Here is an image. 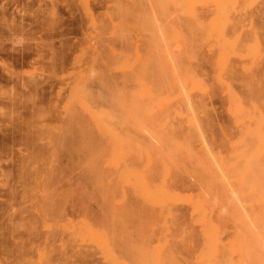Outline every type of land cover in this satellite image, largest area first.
I'll return each instance as SVG.
<instances>
[{
    "label": "rangeland",
    "instance_id": "rangeland-1",
    "mask_svg": "<svg viewBox=\"0 0 264 264\" xmlns=\"http://www.w3.org/2000/svg\"><path fill=\"white\" fill-rule=\"evenodd\" d=\"M121 1L0 0V264H134L131 251L141 249L154 255L156 248L158 264H171V256L179 264H196L204 237L192 204L200 199L208 208L211 223L218 224L227 257L232 261L237 260V255L238 260L245 257L243 233L247 223L256 229L252 218L256 204L254 199V204L249 200L252 193L238 185L228 164L241 163L239 154L246 146L245 130L251 124L247 117H252L257 108L264 109L258 101L260 89L264 88V0H236L235 5L223 9L217 18L218 34L211 37L215 32L209 28L208 34L213 33L199 46L188 43L186 31L178 29L182 26L175 23L180 20L178 15L183 14L177 13L179 5L169 1L170 5H161L160 0ZM190 1L196 7L200 2ZM159 7L161 11L165 9L164 13ZM180 30L184 31L183 37ZM171 32H176L175 36ZM222 62L226 67L221 70ZM229 92L241 101L243 112L238 117ZM119 93L123 95L120 97ZM86 105L96 115L99 113L101 122L104 121L101 126L100 119L94 122ZM144 109L146 116L142 115ZM70 110L79 112L88 122L91 120L90 141L95 147L87 157L76 149L77 133L70 128L69 132L63 131L69 124ZM185 149L199 157L206 155L208 160L207 155H212L214 162L207 160L208 165H202L201 181L194 177V155L185 154ZM182 163L186 172L180 170L181 176L176 178L169 169ZM215 164L220 171L214 168ZM89 165H97L98 174ZM216 174L223 177L215 178ZM122 202L135 208L131 220L121 217L118 207ZM245 210L249 213L243 214ZM238 217L242 223L240 230ZM103 233L107 239L100 236ZM188 234L193 239L182 245ZM119 239L125 240V246L128 244V252ZM236 241L241 244L236 245ZM229 243L235 247L229 249Z\"/></svg>",
    "mask_w": 264,
    "mask_h": 264
},
{
    "label": "bare ground",
    "instance_id": "bare-ground-1",
    "mask_svg": "<svg viewBox=\"0 0 264 264\" xmlns=\"http://www.w3.org/2000/svg\"><path fill=\"white\" fill-rule=\"evenodd\" d=\"M121 1V0H120ZM128 1V0H127ZM131 1V0H130ZM146 1V0H145ZM148 1V0H147ZM155 1V0H154ZM156 1H159V0H156ZM167 1H169L170 3H172V4H176V5H179L178 6V8H180L178 11H177V13L179 14V12L182 14L181 16H179L178 15V17H179V19L180 20H175V23H176V25H179V26H182V27H180V28H178V29H181V28H183L185 31H186V41H188V43H190V44H193V45H195V46H199L200 45V43L204 40V38L205 37H207L208 35L210 36L211 35V33H213V31L215 32V33H213L212 35H211V37L213 36V37H215L217 34H218V23H219V21L217 20V18L219 17L218 16V14L223 10V9H225L226 10V7H230V5L232 6V4H234L235 2H237L236 0H199L200 2H198L197 1V7L196 6H194L193 4H192V2L190 1V0H160L159 2H161V5H165L166 3H168L169 4V2H167ZM202 1V2H201ZM123 1H121V3H122ZM126 2V1H125ZM164 2H166V3H164ZM245 2V1H244ZM244 2H243V4H244ZM114 3H116L115 1H114ZM117 3H119V2H117ZM132 3V2H131ZM134 3H136V2H134ZM138 3V2H137ZM136 3V4H137ZM157 3V2H156ZM202 3V4H201ZM125 5H126V3H124ZM139 4V3H138ZM141 4V3H140ZM201 4V5H200ZM206 4V5H205ZM246 4H247V2H246ZM120 5V4H119ZM150 5V4H149ZM170 5V4H169ZM200 5V6H199ZM203 5H205V6H207L208 5V7H203ZM235 5V4H234ZM114 6H115V4H114ZM118 6V5H117ZM121 6H123V4L121 5ZM128 6V5H127ZM126 6V7H127ZM130 7H131V5H129ZM142 6V5H141ZM168 6V5H167ZM244 6V5H243ZM124 7V6H123ZM135 7V6H134ZM143 7V6H142ZM151 7V6H150ZM166 7V6H165ZM171 8H172V5L170 6ZM118 8H119V6H118ZM152 8V7H151ZM156 8V7H155ZM154 8V9H155ZM162 8H164V7H162ZM123 9V8H122ZM121 9V10H122ZM128 9V8H127ZM131 9H133V6H132V8ZM153 9V10H154ZM161 9V7H159V10ZM170 9V8H169ZM173 9H174V12H175V8L173 7ZM172 9V10H173ZM125 10V9H124ZM129 10V9H128ZM135 10V9H134ZM158 10V11H159ZM163 10H165V9H163ZM163 10L161 11V12H163ZM136 11V10H135ZM168 12H169V10H167ZM124 12V11H123ZM144 13H145V10L143 11ZM167 12V13H168ZM130 13V12H129ZM152 13V12H151ZM151 13H149L150 15H151ZM154 13H156V12H154ZM164 13V12H163ZM172 13V12H171ZM176 13V14H177ZM135 14V13H134ZM169 14H170V12H169ZM222 14V13H221ZM227 14V13H226ZM225 14V15H226ZM170 15H172V14H170ZM185 15V16H184ZM206 15H210L211 17H210V19L209 20H207V19H203V17L204 16H206ZM152 16V15H151ZM188 17V19H187V17ZM222 16V15H221ZM134 17V16H133ZM136 18V17H135ZM141 18V17H140ZM172 18H174L173 16H172ZM222 18V17H221ZM224 18H225V16H224ZM223 18V19H224ZM139 19V18H138ZM175 19V18H174ZM203 19V20H202ZM119 20V19H118ZM151 20V19H150ZM155 20V19H154ZM158 20V19H157ZM208 22H207V21ZM138 21V20H137ZM164 21V20H163ZM218 21V22H217ZM127 21H125V23H126ZM154 22V21H153ZM205 22L207 23V24H205ZM118 23V22H117ZM152 23V22H151ZM119 24V23H118ZM122 24V23H121ZM134 24V23H133ZM139 24V23H138ZM141 25L143 24V23H140ZM164 24H167V23H165L164 22ZM120 25V24H119ZM175 25V24H174ZM174 25H172V26H174ZM125 26V25H124ZM144 26V25H143ZM168 26H169V24H168ZM222 26V25H221ZM113 26H111V28H112ZM138 27V26H137ZM178 27V26H177ZM176 27V28H177ZM107 28V27H106ZM125 28V27H124ZM133 28V27H132ZM154 28V27H153ZM209 28H211L210 30H213L211 33H209L208 34V31H209ZM174 29H175V26H174ZM208 29V30H207ZM219 29H220V27H219ZM221 29H223L222 27H221ZM127 30V29H126ZM129 30V29H128ZM154 32H155V30H153ZM165 31V30H164ZM170 31V30H169ZM174 31H176V30H174ZM183 31V30H182ZM182 31L180 30L179 32H181L180 34H182ZM100 32V31H99ZM98 32V33H99ZM120 32V31H119ZM125 32V31H124ZM142 32V31H141ZM177 32V31H176ZM175 32V33H176ZM184 32V31H183ZM101 33H106L105 31L104 32H101ZM133 33H135V32H133ZM175 33H173V32H171V35H173L174 34V36H175ZM223 33V32H222ZM113 34V33H112ZM121 34V33H120ZM137 35H138V33H136ZM141 34V33H140ZM151 34H153V32H152V30H151ZM170 34V33H169ZM185 34V33H184ZM216 34V35H215ZM104 35V34H103ZM118 35V34H117ZM117 35H115V36H117ZM135 35V34H134ZM154 35V34H153ZM159 35V34H158ZM167 35V34H166ZM170 35V36H171ZM136 36V35H135ZM140 36V35H139ZM151 36V35H150ZM180 36H182L183 37V34L182 35H180ZM101 37H104V36H101ZM111 37V36H110ZM118 37V36H117ZM117 37H115V38H117ZM122 37V36H121ZM134 37V36H133ZM131 38V40L133 39V41L135 42V40H134V38ZM146 37V36H145ZM152 37V36H151ZM156 37V36H155ZM185 37V36H184ZM106 38V37H105ZM154 38V37H153ZM175 38V37H174ZM108 39H110V38H108ZM124 39V38H123ZM122 38H121V40H123ZM150 39V38H149ZM152 39V38H151ZM170 39H173V36H171V38ZM170 39H169V42H170ZM127 40V39H126ZM125 40V41H126ZM218 40V38H216V41ZM107 41V40H106ZM119 41V40H118ZM129 41H130V38H129ZM137 41H138V39H137ZM167 41H168V39H167ZM178 41V40H177ZM182 41V40H181ZM183 41H185V40H183ZM214 41V40H213ZM222 41V40H221ZM108 42H110V41H108ZM107 42V43H108ZM113 42H116V41H113ZM139 42V41H138ZM150 42V41H149ZM153 42V41H152ZM111 43V42H110ZM123 43V42H122ZM126 43V42H125ZM143 43V42H142ZM172 43H173V41H172ZM183 44H184V42H182ZM215 44L217 43V42H214ZM134 44V43H133ZM138 44V43H137ZM155 44V43H154ZM167 44H168V42H167ZM143 45V44H142ZM185 45V44H184ZM226 45V44H225ZM127 46H129V45H127ZM140 46V45H139ZM158 46V45H157ZM109 47V46H108ZM114 47V46H113ZM130 47V46H129ZM134 47V46H133ZM132 47V49H134ZM138 47V46H137ZM143 47H145V49L147 48L146 46H143ZM182 48H184L185 49V46L184 47H182ZM197 48V47H196ZM150 49V48H149ZM148 49V50H149ZM161 49V48H160ZM181 49V48H180ZM179 49V50H180ZM184 49H182V50H184ZM110 50H111V48H110ZM156 50V49H155ZM152 51V53L153 52H156V51ZM131 51V50H130ZM133 51V50H132ZM138 51H140V50H138ZM158 51V50H157ZM134 52V51H133ZM184 52V51H183ZM186 52V51H185ZM142 53H144V52H142ZM145 53H146V50H145ZM148 53V52H147ZM151 53V52H150ZM165 53V52H164ZM110 55V54H109ZM157 55H159V54H157ZM164 55V54H163ZM181 55V54H180ZM196 55V54H195ZM199 55V54H198ZM127 56V55H126ZM126 56H125V58H126ZM142 56V55H141ZM166 56H167V53H166ZM173 56V55H172ZM151 57H152V55H151ZM156 57V56H155ZM154 56H153V58H155ZM165 57V56H164ZM164 57L162 56L161 57V59L163 58L164 59ZM175 57V56H174ZM178 57V56H177ZM124 58V60H122V61H125L126 59ZM134 58H136V56H134ZM186 58L188 59V57L186 56ZM132 59H133V57H132ZM158 59V58H157ZM160 59V58H159ZM165 59H166V57H165ZM171 59H173V58H171ZM174 59H176V57L174 58ZM224 59V58H223ZM119 61V60H118ZM154 61V60H153ZM159 61V60H158ZM157 61V62H158ZM162 61H164V60H162ZM168 61V60H167ZM135 63V62H134ZM134 63H132V64H134ZM153 63H155L156 64V62H153ZM160 63H161V60H160ZM159 63V64H160ZM162 63H164V62H162ZM128 64H130V63H128ZM143 65H144V63H142ZM218 64H219V62H218ZM225 64V65H224ZM138 65V64H137ZM148 65V64H147ZM163 65V64H162ZM165 65H169V64H165ZM223 65V66H222ZM248 65V64H247ZM254 65V64H253ZM145 66V65H144ZM149 66H150V64H149ZM220 67L219 68H221V70L222 69H225V67H226V63L225 62H222L220 65H219ZM133 67H135V66H133ZM146 67V66H145ZM145 67H143V68H145ZM169 67V66H168ZM167 67V68H168ZM248 67H249V65H248ZM151 68V67H150ZM156 68H158V67H156ZM166 68V69H167ZM251 68V67H250ZM129 69H130V67H129ZM135 69H137V68H135ZM147 69V70H146ZM144 71L146 72V71H148V67L146 68ZM152 69V68H151ZM150 69V70H151ZM248 69V68H247ZM131 70V69H130ZM154 70V69H153ZM156 70V69H155ZM140 71V70H139ZM136 72V71H135ZM142 72H143V70H142ZM152 72V71H151ZM151 72H149V73H151ZM138 73H140V72H138ZM153 75V74H152ZM173 75V74H172ZM139 76H140V78H141V80L143 79L142 77H141V75L139 74ZM139 76L137 75V77L139 78ZM159 76V75H158ZM170 76H171V74H170ZM174 76V75H173ZM137 77H134V78H137ZM168 77H169V75H168ZM175 77V76H174ZM174 77H171V78H174ZM158 78V77H157ZM178 78V77H177ZM188 78V77H187ZM151 79V78H150ZM155 79H156V77H155ZM170 79V78H169ZM182 79V78H181ZM139 80V79H138ZM146 80V79H145ZM183 80V79H182ZM182 80H180L179 82H181ZM188 80V79H187ZM140 81V80H139ZM138 81V82H139ZM143 81V83H145V81H144V79L142 80ZM141 81V82H142ZM158 81V80H157ZM163 81H164V79H163ZM176 81V80H175ZM185 81V80H184ZM184 81H182L183 83H184ZM141 82H139L141 85H142V83ZM162 82V81H161ZM173 82V81H172ZM160 83V82H159ZM173 83H175V82H173ZM185 83H186V81H185ZM156 84V83H155ZM155 84H154V86H155ZM164 84V83H163ZM177 84V83H176ZM175 84V85H176ZM143 85H146V83L145 84H143ZM142 85V86H143ZM148 86H149V84H147ZM162 85V84H161ZM184 85V84H183ZM153 86V85H152ZM154 86H153V88H154ZM159 88V87H158ZM164 88V87H163ZM168 88V87H167ZM258 88V87H257ZM109 89V88H108ZM103 90H105V89H103ZM145 90V89H144ZM254 90V89H253ZM106 91H107V88H106ZM150 91V90H149ZM113 91H111L110 90V93H112ZM122 92V91H121ZM163 92V91H162ZM161 92V93H162ZM257 92H258V90H257ZM256 92V93H257ZM103 93H105V92H103ZM230 93V99H231V101H232V109L235 111V112H237L236 114H237V117H238V115H239V113L241 112V114H242V112H243V107L241 106V101H240V99H239V97H236L234 94H232L231 92H229ZM255 93V94H256ZM106 94V93H105ZM163 94V93H162ZM249 94H250V92H249ZM248 94V95H249ZM255 94H253L254 96H255ZM114 95V94H113ZM112 95V96H113ZM118 95H120V93L118 94ZM122 95H123V93H122ZM122 95H120V97L122 96ZM138 95V94H137ZM142 95H145V94H142ZM164 95V94H163ZM253 95H251V96H253ZM106 96V95H105ZM131 96H133V94L131 95ZM254 96H253V98H254ZM257 96V95H256ZM260 98L258 99V101L262 104V106H264V88H261L260 89V95H258ZM257 96V97H258ZM81 97V96H80ZM84 97V96H83ZM117 97V96H116ZM129 97V96H128ZM135 97V96H134ZM163 97V96H162ZM249 97V96H248ZM82 98V97H81ZM103 98V97H102ZM106 98V97H105ZM114 98V97H113ZM113 98H111L112 100H113ZM250 98V97H249ZM104 99V98H103ZM132 99L133 98H131V103H133L132 102ZM163 99H164V97H163ZM119 100V99H118ZM144 100H145V98H144ZM154 100H155V102L157 103V101H158V99L156 100V98H154ZM166 100H167V96H166ZM139 101V100H138ZM137 101V102H138ZM252 101V100H251ZM250 101V102H251ZM71 101H69V103H70ZM86 102V101H85ZM117 102V101H116ZM120 102H122V101H120ZM153 102V101H152ZM159 102V101H158ZM163 102V101H162ZM249 102V101H248ZM115 103V102H114ZM135 103H136V101H135ZM139 104H140V102H138ZM161 103V102H160ZM112 104V103H111ZM118 104H120V106H121V103H118ZM151 104H154V103H151ZM157 104H159V103H157ZM156 104V105H157ZM250 104V103H249ZM71 105V104H70ZM131 105H133V104H131ZM136 105H137V103H136ZM231 105V104H230ZM255 105V107L257 108V106H256V103H254L253 101H252V106H254ZM119 106V105H118ZM123 106V105H122ZM130 106V105H129ZM134 106V105H133ZM138 106V105H137ZM147 106V104L145 105V107ZM155 106V105H154ZM158 106V105H157ZM152 108H153V106H151ZM150 107V105H149V108H151ZM260 107H261V105H260ZM85 108H87L88 109V107H87V105L85 106ZM133 108H136V107H133ZM147 108V107H146ZM151 108V109H152ZM69 109V108H68ZM154 109H155V107H154ZM245 109V108H244ZM249 109V108H248ZM258 110H256V112H254V114H253V116L251 117V116H248V115H246V116H248L247 118L249 119V121H251V124H250V126H247V128H246V135H247V138H246V146H245V148L244 149H242V151H240L241 153L239 154V156H240V158H241V163H238L237 162V164H231L230 165V163L228 164V166H230V167H228L229 168V170H231V171H234V173L232 174V175H234L235 174V176H236V178H237V180H238V182L240 183V184H238V185H242V188H246L247 190H249L252 194H250V195H252V197L253 198H248L249 200H250V202H252L251 201V199H254L253 201H254V203L256 204V210L255 211H253V213L251 212V210H250V212L252 213V218H253V222H254V224H255V226H256V229H254V228H252V227H250V226H248V223H247V225H246V227H245V229H244V235H243V237H244V239H243V250H244V255H245V257L243 258V259H239L238 260V258H240V257H238L239 255H237V260L235 261H232V260H230V258H228L227 257V253H226V249H225V245L220 241V239H219V235H218V228L216 227L218 224H216V225H214L213 223H211V221H210V219H209V217H208V214H207V207L203 204V202H201V200L202 199H200V202H193V204H192V206H194V208L197 210V212H198V216H199V218H198V220H200V222H201V225H202V233H203V237H204V244H203V249L200 251V253L198 254V256H197V263L196 264H264V109L262 110L261 108H257ZM260 109V110H259ZM100 110V109H99ZM138 110H139V108H138ZM230 110H231V108H230ZM245 110H247V108L245 109ZM88 111L90 112V114L93 116V118H94V122H97V120H96V118H98V119H100L99 118V113L96 115V113L94 114L90 109H88ZM105 111V110H104ZM108 111V110H107ZM135 111V110H134ZM140 111H142V110H140ZM147 111V109L145 110H143V113H142V115H144V114H147V113H144V112H146ZM152 111H154V110H152ZM157 111V110H156ZM100 112V111H99ZM251 112V111H250ZM68 113V119H69V124H68V126L63 130V131H65V130H69V128L70 129H72V130H74L76 133H77V135H78V143H77V146H76V149H78V150H82L83 152H84V156H89L90 155V153L91 152H93V148L95 147H93V145L91 144V141H90V130H91V124H90V121L88 122L87 121V119L84 117L83 118V116H80L79 115V112H76V111H74V110H70V111H68L67 112ZM101 113V112H100ZM105 113H106V111H105ZM109 113V112H108ZM141 113V112H140ZM154 113V112H153ZM90 114H88L87 113V115H88V117H89V115ZM102 114V113H101ZM137 114V113H136ZM150 114V113H149ZM241 114H240V116H241ZM109 115V114H108ZM113 115V114H112ZM233 115H235V113L233 114ZM244 115V114H243ZM251 115V114H250ZM129 116V115H128ZM144 116H146V115H144ZM236 116V115H235ZM234 116V117H235ZM239 116V117H240ZM91 117V116H90ZM89 117V118H90ZM103 117V116H102ZM106 116H104V119H106L105 118ZM147 118H148V116H147ZM161 118V117H160ZM247 118H245V119H247ZM103 119V118H102ZM108 119V118H107ZM146 119V118H145ZM159 119V118H158ZM248 119H247V121H248ZM125 120V119H124ZM143 120V119H142ZM150 120V119H149ZM161 120V119H160ZM234 120V119H233ZM243 120V119H242ZM144 121H146V120H144ZM156 121H158L157 119H156ZM155 121V122H156ZM244 121H246V120H244ZM93 122V121H92ZM94 122L92 123V124H94ZM102 122H104V121H102ZM102 122H101V119H100V121L98 120V123H99V125L101 126L102 125ZM139 122V121H138ZM107 123V122H106ZM139 123H141V122H139ZM239 123V122H238ZM96 124V123H95ZM241 124V123H240ZM163 124H161V126H162ZM94 126V125H93ZM113 126V125H112ZM157 126V125H156ZM109 127V126H108ZM143 127V126H142ZM158 127V126H157ZM160 127V126H159ZM159 127H158V131L160 130L159 129ZM240 127V126H239ZM242 127V126H241ZM97 128V127H96ZM98 129V128H97ZM143 129H144V127H143ZM107 129H105V130H103V131H106ZM114 130V129H113ZM152 130V129H151ZM155 130V129H154ZM157 130V129H156ZM155 130V131H156ZM69 131H71V130H69ZM68 131V132H69ZM101 131V130H100ZM161 131V130H160ZM171 131V130H170ZM240 131H241V129H240ZM109 132V131H108ZM114 132H115V130H114ZM101 133H102V131H101ZM112 133V132H111ZM110 133V134H111ZM106 134V133H105ZM109 134V135H110ZM114 134V133H113ZM117 134V133H116ZM116 134H114L115 136H116ZM239 134H240V132H239ZM167 135V134H166ZM165 135V136H166ZM172 135V134H171ZM162 136H164V135H162ZM104 137V136H103ZM159 137V136H158ZM239 137H240V135H239ZM106 138V137H105ZM120 138H122V137H120ZM153 138V137H152ZM166 138H167V136L165 137V140H166ZM113 139V138H112ZM115 139H118L117 137H115ZM154 139H156V138H154ZM153 139V140H154ZM164 139V138H163ZM240 139V138H239ZM102 140V139H101ZM114 140V139H113ZM113 140H111L112 142H113ZM118 140H120V139H118ZM159 140H161L160 138H159ZM164 140V141H165ZM177 140V139H176ZM241 140V139H240ZM173 141V140H172ZM151 142V141H150ZM163 142V141H162ZM170 142V141H169ZM169 142H167V144L169 143ZM243 142V141H242ZM126 143V142H125ZM172 143H175V142H172ZM171 143V144H172ZM176 143H178L177 141H176ZM241 143V142H240ZM91 144V145H90ZM164 144H165V142H164ZM170 144V143H169ZM125 145V144H124ZM148 145V144H147ZM183 145V144H182ZM242 145H244V144H242ZM242 145H240V146H242ZM122 146V145H121ZM149 146H151V144L149 145ZM154 146V145H153ZM160 146V145H159ZM164 146V145H163ZM168 146V145H167ZM166 146V147H167ZM171 146V145H170ZM123 147V146H122ZM165 147V148H166ZM173 147V146H172ZM188 147V146H187ZM98 148V147H97ZM100 148V147H99ZM149 149H150V147H148ZM169 148V147H168ZM185 148V147H184ZM149 149H148V152H149ZM156 149V148H155ZM173 149V148H172ZM240 148H239V150H241ZM103 150H105V148L103 149ZM151 150V149H150ZM157 150V149H156ZM170 150V149H169ZM184 150V149H183ZM186 150V149H185ZM144 151V150H143ZM177 151V150H176ZM101 152V151H100ZM141 152V151H140ZM146 151H144L143 153H145ZM151 152V151H150ZM153 152V151H152ZM156 152V151H155ZM158 152V151H157ZM168 153H169V151H167ZM180 152V151H179ZM103 154V153H102ZM154 153H152V155H153ZM155 154H157V153H155ZM173 154H174V152H173ZM182 154V153H181ZM185 154H189V155H191V154H193V153H190L189 152V150L187 151H185ZM206 154V153H205ZM94 155V154H93ZM101 155V154H100ZM144 155V154H143ZM150 155V154H149ZM158 155V154H157ZM163 155V154H162ZM180 155V154H179ZM194 155V154H193ZM160 155H158V157H159ZM164 156H166V154L164 155ZM205 157H199V156H197V155H194L193 157H194V159L193 160H195L196 161V165H195V168L197 169V172L196 171H194V174H195V179L196 180H200L201 181V179L202 178H204L203 177V173L201 172V169H202V165H205V162H207V160L208 159H206V155H204ZM208 157H210L209 158V160H211V162H214V161H212V155L211 156H209V155H207ZM98 157V156H97ZM145 157H147V156H145ZM150 157V156H149ZM157 157V156H156ZM219 157V156H218ZM228 157V156H227ZM148 158V157H147ZM152 158H154V157H152ZM152 158H150L151 160H152ZM160 158V157H159ZM166 158H168V156H166ZM224 158V157H223ZM162 159V158H161ZM168 159H170V158H168ZM167 159V160H168ZM172 160H173V158H171ZM170 159V160H171ZM174 159H175V157H174ZM179 159V158H178ZM183 159H185V158H183ZM189 159V158H188ZM185 160V161H189V160ZM191 159V158H190ZM219 159H221V157L219 158ZM231 159V158H230ZM236 159H239V158H236ZM89 160H91V159H89ZM158 160V159H157ZM164 160V158L162 159V161ZM166 160V159H165ZM166 160V161H167ZM192 160V159H191ZM208 160V161H209ZM214 160H215V158H214ZM227 160H229V158L227 159ZM233 160V159H232ZM175 161H177V160H174V163H175ZM219 161V160H218ZM225 161V160H224ZM231 161V160H230ZM237 161V160H236ZM235 160H234V162H236ZM216 162V161H215ZM228 162V161H227ZM152 163V162H151ZM172 163H173V161H172ZM177 163V162H176ZM175 163V164H176ZM170 164H171V161H170ZM183 164L184 163H182V165H179V166H177L178 165V163H177V165L173 168V169H169V170H171V172L172 173H174V176H176V178H177V176H181V175H179V173L178 172H180V170H181V172H182V170H183V167H181V166H183ZM217 164H218V162H217ZM223 164H225V163H223ZM239 164V165H238ZM201 165V166H200ZM206 165H208V164H206ZM205 165V166H206ZM216 165V164H215ZM226 165H227V163H226ZM89 166H91V169L92 170H95V168H96V166L95 165H89ZM210 166V165H209ZM219 166V165H218ZM161 168H162V165L160 166ZM213 167V166H212ZM223 167V166H222ZM117 168V167H116ZM123 168H124V166H123ZM167 168V167H166ZM191 168V167H190ZM205 168H209V167H205ZM214 168H217L218 169V167H217V165H216V167H214ZM90 169V170H91ZM185 169V168H184ZM223 169V168H222ZM209 170V169H208ZM219 171H220V169H218ZM224 170L225 171H228L227 169H225L224 168ZM163 173H165L166 171H164V170H161ZM219 171H217V172H219ZM95 172L97 173V172H99L98 170H95ZM161 172V173H162ZM183 172H186V171H184L183 170ZM208 171H206V173H207ZM162 173V174H163ZM175 173H177L176 175H175ZM192 173V172H191ZM208 173H210V171L208 172ZM207 173V174H208ZM228 174H229V172H227ZM232 173V172H231ZM98 174V173H97ZM117 174V173H116ZM182 174V173H181ZM193 174V175H194ZM211 175H212V173H211ZM219 175H220V173H219ZM230 175V174H229ZM118 176V179L119 178H121V176L119 177V175L117 174L116 175V177ZM174 176H172V177H174ZM215 176V175H214ZM211 177H213V176H211ZM216 177H223V176H217V174H216V176H215V178ZM233 177V176H232ZM98 178V177H97ZM103 178V177H102ZM167 178V177H166ZM231 178V177H230ZM229 178V179H230ZM235 178V177H234ZM213 179V178H212ZM100 180V179H99ZM102 180V179H101ZM223 180V179H222ZM231 180H232V178H231ZM115 181V180H114ZM117 181V180H116ZM119 181V180H118ZM208 181V180H207ZM214 181V180H213ZM215 182V181H214ZM217 182H218V180H217ZM95 183V182H94ZM102 183V182H101ZM114 183V182H113ZM117 183V182H116ZM226 183H228V182H225V185H226ZM231 183V182H230ZM107 184V183H106ZM112 184V183H111ZM119 184V183H118ZM200 184V183H199ZM209 184V183H208ZM212 184V183H211ZM217 184V183H216ZM222 184V183H221ZM233 184V183H232ZM97 185V184H96ZM116 185V184H115ZM228 185H230L229 183H228ZM101 187H102V185H100ZM107 186V185H106ZM111 186V185H110ZM118 186H121V185H118ZM203 186V185H202ZM206 186H207V182H206ZM216 186V185H215ZM220 186V185H219ZM224 186V185H223ZM108 187V186H107ZM116 187V186H115ZM210 187H213V186H211L210 185ZM209 187V188H210ZM138 188H139V186H138ZM208 188V187H207ZM206 188V189H207ZM217 188H219V187H217ZM223 188V187H222ZM241 188V189H242ZM98 189H100V188H98ZM106 189V188H105ZM111 189V188H110ZM116 189H117V187H116ZM201 189V188H200ZM205 189V188H204ZM228 189V188H227ZM232 189V188H231ZM115 190V189H114ZM139 190V189H138ZM143 190V189H142ZM209 190V189H208ZM223 190V189H222ZM237 190V189H236ZM218 191V190H217ZM229 191H230V188H229ZM228 191V192H229ZM232 191V190H231ZM240 191V190H239ZM238 191V194H241L240 192ZM244 191V190H243ZM242 191V192H243ZM140 192V191H139ZM165 193L167 192V191H164ZM164 192L162 193L163 194V196H165L166 194H164ZM168 192H170V191H168ZM204 192V191H203ZM210 192H212L211 190H210ZM219 192V191H218ZM226 193H227V190L225 191ZM245 192V191H244ZM248 192V191H247ZM247 192H245V193H247ZM249 192V193H250ZM141 193H142V191H141ZM201 193V192H200ZM245 193H243V195L245 196ZM105 194V193H104ZM202 194V193H201ZM220 195H222L221 194V191H220V193H219ZM236 194H237V192H236ZM168 195L169 194H167V197H168ZM170 195L172 196V194L170 193ZM217 195H218V193H217ZM224 196H225V194H223ZM250 195H249V197H250ZM162 196V197H163ZM214 196H216V193H215V195ZM239 196V195H238ZM142 197V196H141ZM221 197V196H220ZM248 197V196H247ZM246 197V198H247ZM143 198H146V197H143ZM148 198H150L149 196L147 197V199ZM240 198V197H239ZM242 198V197H241ZM163 200H164V198H162ZM161 199V200H162ZM165 199H166V197H165ZM169 199V198H168ZM219 199V198H218ZM224 199H226V198H224ZM233 199L235 200L236 198H234L233 197ZM232 199V200H233ZM245 199V198H244ZM144 200V199H143ZM162 200V201H163ZM178 200V199H177ZM220 200V199H219ZM234 200H233V202H234ZM223 201V200H222ZM237 201V200H236ZM240 201H242V205H243V199L242 200H240ZM245 201H247V200H245ZM146 202V201H145ZM223 202H225V201H223ZM227 202L229 203V201L227 200ZM230 202H231V200H230ZM232 202V203H233ZM123 203V202H122ZM150 204H151V202H149ZM160 203H162L161 201H160ZM217 203V202H216ZM247 203L249 204V202L247 201ZM246 202H245V205L247 204ZM253 202H252V204H254ZM123 204H125V203H123ZM122 204V206L121 205H119L120 207H118V209H120L121 210V212H120V214H121V217L122 216H125L126 218H129L130 219V217H133V214H134V212H135V208L134 209H132L129 205H127V204H125V205H123ZM231 204V203H230ZM248 204H247V206H248ZM251 204V203H250ZM225 205V204H224ZM238 205V204H237ZM242 205H240V206H242ZM136 206V205H135ZM231 206H234V205H231ZM113 207V206H112ZM116 207V206H115ZM225 207H228V206H225ZM253 207H255V206H253ZM139 208V207H138ZM239 208V207H238ZM252 208V207H251ZM113 209V208H112ZM115 209V208H114ZM140 209V208H139ZM150 209V208H149ZM151 209H153V208H151ZM223 209V208H222ZM221 209V210H222ZM235 209V208H234ZM237 209V208H236ZM248 209V208H247ZM119 210V211H120ZM221 210H220V212H221ZM243 210H244V207H243ZM253 210V209H252ZM118 211V210H117ZM137 211H139L138 209H137ZM167 211V210H166ZM223 211V210H222ZM239 211V210H238ZM246 211V210H245ZM243 212V214L245 213V214H248L249 212ZM196 212V213H197ZM111 213V212H110ZM114 213V212H113ZM217 213V212H216ZM222 213V212H221ZM241 213V212H240ZM107 214V213H106ZM136 214V213H135ZM218 214V213H217ZM224 214V213H223ZM229 214V213H228ZM228 214H227V216H228ZM231 214H232V211H231ZM230 214V215H231ZM234 214V213H233ZM117 215V214H116ZM250 215V214H249ZM135 216V215H134ZM137 216H138V214H137ZM136 216V217H137ZM143 216V215H142ZM146 216V215H145ZM226 216V215H225ZM232 216V215H231ZM234 216V215H233ZM237 216V215H236ZM108 217V216H107ZM119 217V216H118ZM124 217V218H125ZM213 217V216H212ZM235 217V216H234ZM240 217V216H239ZM239 217H238V219H239ZM241 217H242V215H241ZM245 217V216H244ZM144 218V217H143ZM147 218H148V216H147ZM151 218H152V216H151ZM226 218V217H225ZM135 219H137L138 220V218H135ZM154 219V218H153ZM212 219V218H211ZM242 219V218H241ZM246 219V218H245ZM245 219H242V220H245ZM103 220H104V218H103ZM103 220H102V222H103ZM113 220V219H112ZM131 220V219H130ZM133 220V219H132ZM213 220V219H212ZM240 220V219H239ZM247 220V219H246ZM134 221V220H133ZM141 221L143 222L144 220L143 219H141ZM149 221V220H148ZM249 221H251V220H249ZM135 222V221H134ZM151 222V221H150ZM221 222H223V221H221ZM252 222V223H253ZM111 223V222H110ZM146 223V222H145ZM239 223H241V220H240V222ZM238 223V224H239ZM113 224V223H112ZM112 224H111V226H112ZM118 224V223H117ZM117 224H115V226L117 225ZM137 224V223H136ZM82 225H84V224H82ZM242 225V223L241 224H239L238 226H237V228H239V226H241ZM244 225V226H245ZM136 225H134V227H135ZM138 226V225H137ZM136 226V227H137ZM146 226V225H145ZM152 226H153V224H152ZM86 227V226H85ZM125 227V226H124ZM130 227V226H129ZM149 227V226H148ZM222 227V226H221ZM253 227H254V225H253ZM118 228V227H117ZM140 228V227H139ZM138 228V229H139ZM241 228V227H240ZM240 228H239V230H240ZM87 229V228H86ZM119 229V228H118ZM132 229V228H131ZM141 229H142V227H141ZM146 229H148L147 227H146ZM243 229V228H242ZM113 230V229H112ZM111 230V231H112ZM124 230V229H123ZM144 230V229H143ZM221 230H222V228H221ZM238 230V231H239ZM96 231V230H95ZM134 231V230H133ZM114 232V231H113ZM121 232H122V230H121ZM139 232H140V230H139ZM143 232V231H142ZM201 232V231H200ZM87 233H90V232H87ZM106 233V232H105ZM128 233V232H127ZM181 233V232H180ZM183 233V232H182ZM242 233V232H241ZM111 234V233H110ZM126 234V233H125ZM125 234H123V235H125ZM143 234V233H142ZM236 235H238L239 236V233L237 234V232L235 233ZM97 235H99V234H97ZM104 233H103V236L102 235H100L101 237H103L104 239H107V238H105L104 237ZM108 235V234H107ZM119 235H120V233H119ZM122 235V236H123ZM126 235H128V234H126ZM133 235V234H132ZM135 235V234H134ZM181 235V234H180ZM184 235V234H183ZM182 235V236H183ZM121 236V235H120ZM131 236V235H130ZM188 236V237H187ZM191 236V235H190ZM234 236V235H233ZM241 236V235H240ZM89 237V236H88ZM107 237V236H106ZM109 237H110V235H109ZM129 237V236H128ZM127 237V239L130 241V237L128 238ZM237 237V236H236ZM119 238V237H118ZM125 238V237H124ZM240 238V237H239ZM112 239V238H111ZM132 239V238H131ZM189 239V241H190V239H193V238H189V234L188 235H186V236H184V238L182 239V245L184 244V245H186L187 244V240ZM237 239V238H236ZM113 240V239H112ZM111 241V240H110ZM117 241H120V239L119 240H117ZM121 241H122V244H123V247H124V249L127 251L128 249V244H126V246L124 245V242H125V240L124 239H121ZM120 241V242H121ZM128 241V242H129ZM136 241V240H135ZM143 241V240H142ZM141 241V242H142ZM172 241V240H171ZM235 242V241H234ZM233 242V243H234ZM101 244H102V242H100ZM105 243V241H103V244ZM107 245H110L111 244V242H110V244L108 243V240H107ZM130 243H131V241H130ZM145 243V242H144ZM144 243H141V245L142 244H144ZM236 245H238V243H240L241 244V241H236ZM102 244V245H103ZM112 245H113V243H112ZM228 245H230L232 248H230L229 247V249H233L235 246H232V244L231 243H229ZM104 246V245H103ZM138 246V245H137ZM242 246V245H241ZM241 246H240V248H241ZM131 247V246H130ZM133 247H135V245L133 246V244H132V248ZM143 247V246H142ZM228 247V246H227ZM226 247V248H227ZM113 248V247H112ZM106 249V248H105ZM135 249V248H134ZM152 249V248H151ZM111 250V249H110ZM133 250V249H132ZM141 250V249H140ZM140 250H138V251H131L132 252V254L131 255H133L132 257H134V260H135V263L136 264H158L159 262V260L157 259V255H155L156 254V252H157V248L155 249V251H153L152 253H154V255H152V254H148V253H143L142 251H140ZM234 250H236V249H234ZM159 251V250H158ZM240 251H242V250H240ZM111 252V251H110ZM128 252V251H127ZM130 252V251H129ZM147 252V251H146ZM161 252V251H160ZM199 252V251H198ZM228 253H230L229 251H228ZM233 254H234V251L232 252ZM112 254V253H111ZM130 254V253H129ZM159 254V253H158ZM231 254V253H230ZM242 254H243V252H242ZM171 256V255H170ZM231 256V255H230ZM233 257H235L236 258V255L234 256L233 255ZM113 258V257H112ZM160 258V257H159ZM122 260V259H121ZM171 264H179L178 262H177V260L175 259V257H173V256H171ZM119 262V260H116V262ZM131 262L133 261V260H130ZM114 262H115V260H114ZM130 262V263H131ZM121 262H119V264H120ZM134 263V264H135ZM126 264V263H125ZM128 264V263H127ZM162 264V263H161Z\"/></svg>",
    "mask_w": 264,
    "mask_h": 264
}]
</instances>
